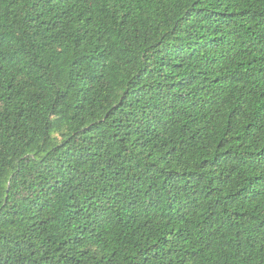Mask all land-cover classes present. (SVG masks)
Masks as SVG:
<instances>
[{"label":"trees","instance_id":"16d2710c","mask_svg":"<svg viewBox=\"0 0 264 264\" xmlns=\"http://www.w3.org/2000/svg\"><path fill=\"white\" fill-rule=\"evenodd\" d=\"M0 264H264V0H0Z\"/></svg>","mask_w":264,"mask_h":264}]
</instances>
